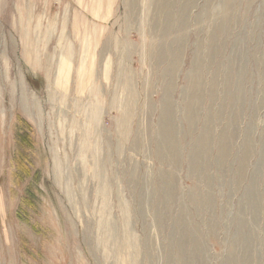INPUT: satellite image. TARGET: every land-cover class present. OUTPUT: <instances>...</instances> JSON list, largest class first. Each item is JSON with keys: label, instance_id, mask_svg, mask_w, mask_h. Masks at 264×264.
<instances>
[{"label": "rangeland", "instance_id": "374dc122", "mask_svg": "<svg viewBox=\"0 0 264 264\" xmlns=\"http://www.w3.org/2000/svg\"><path fill=\"white\" fill-rule=\"evenodd\" d=\"M0 5V51L10 58V80L0 64V264H264V0H0ZM18 6L25 18L28 10L37 11L32 31L40 25L33 35L43 41L40 54L47 53L35 68L25 59ZM164 29L170 32L165 40ZM68 44L75 54L69 99L81 96L79 66L91 44L88 64L94 62L95 69L87 87L96 79L104 89L106 51L113 57L119 95L118 66L124 68L121 76H131L134 114L127 143L118 110L104 114L115 146L112 166L103 169L108 186L91 181L89 166V186L83 192L75 185L73 201L64 182L55 180L51 149L59 137L61 156L73 152L71 132L64 145L58 125L50 132L47 101ZM22 82L47 110L43 130L23 107ZM62 91L57 87V96ZM88 94L85 90L84 104ZM103 142L97 157L106 161ZM71 157L62 168L65 178L83 162L77 152ZM124 161L133 180L128 189L121 177ZM105 199L109 215L101 210Z\"/></svg>", "mask_w": 264, "mask_h": 264}, {"label": "bare ground", "instance_id": "6f19581e", "mask_svg": "<svg viewBox=\"0 0 264 264\" xmlns=\"http://www.w3.org/2000/svg\"><path fill=\"white\" fill-rule=\"evenodd\" d=\"M169 2H171V1H169ZM150 4H151V1H150ZM164 5L166 6V4H162V6H164ZM158 7H159V5H158ZM168 7H169V5H168ZM16 8H17V6H16ZM18 8H19V15H20L19 24H20V27H22L21 28L22 35L25 38L24 44H23L24 45V51H25V59L27 60L26 61L27 63L31 64V66H34V68H35V67H38L41 65L40 64V62H42V59H41L42 56L41 55L43 54L46 57V53H47V52L45 53V51H43V53L40 54L38 44L40 41L41 42H43V41L41 39H35L34 38L35 36L33 35L34 32L37 33L36 30L40 25L39 24L37 26L35 25L36 27L32 31L33 18L36 16L37 11H34V15H33L32 12L30 10H28L27 16L25 18L24 14H23L24 9L22 11V9H20V6H18ZM163 11H164V9H163ZM129 15H130V13H129ZM155 17H156V15L153 18H155ZM42 18H43V16H42ZM143 20L145 21V19H143ZM170 20H172V19H170ZM26 22H27V24H25ZM169 22H171V21H169ZM144 24H142L141 32H143L142 30L144 29L143 28ZM160 26H162V25H160ZM167 26H169V25H167ZM156 27H158V26H156ZM154 30H155V25L153 26L152 24H150L148 33L153 35L154 44H155L156 43L155 42V36L156 35H154V34H156V33H154ZM169 33L170 32L167 31V29H164L163 33H161L165 37L164 40L166 39V37L168 35H170ZM31 35L33 36V38L35 40L32 39ZM143 35L145 36V32H143ZM162 39H163V36H162ZM90 47H91V44H90V46L88 45L87 48L86 47L84 48V52H83L84 54H83L82 61L80 62V66H79V73H80V82L79 83L80 84H79L78 91H80V93H81L80 97L72 98V100H71V99H69L68 91H66V88H67V85L69 82V78H70L69 69L72 68V64L74 62L73 57L75 56V54H73L74 48H73L72 44H68L65 48H63V50H61L62 51V53H61L62 59L60 62V66L58 68L56 83H53V82L50 83L49 82V86H48L49 95H48L47 101L49 102V105H51V108H50L51 110L48 113V119H49L48 120V127L50 129V132L54 131L52 128V127H54V125H56V126L58 125L60 127L59 128L60 132L58 131L59 135L62 136L61 141H63V140L65 141L67 131L71 132L70 139L72 140L71 141V147H72L73 152L65 151L64 156L63 157L61 156L60 150H58L59 148H56V144H59V142H60L59 137L57 139L52 138L53 139L52 140L53 145L51 148L52 152H53V172H55V175H56L55 180L59 183L64 182L65 191L68 195V198L71 201H73V196H74V192H75V188H76L75 185L80 186V189L83 192L87 190V186H89V182H88L89 171L87 170V168L89 166L91 167V168H89L91 170L90 171L91 181L92 182H98L97 185L102 184L104 186H108L107 177H105L103 169H104L105 164H106V167H107V165L112 166V164H113L112 163V158H113L112 156H113V150H114L115 146H113V137L111 135V131L108 128V126H106V124H105V121H108L109 117L105 118L104 114L110 110H112V111L115 109L118 110L119 119L117 122H119L118 123L119 129H120V132L123 136L124 143H127V140L129 139L128 137H129V133H130V129H131L130 124H131L132 118H134V116H133L134 114L132 112V107H131L132 106L131 105V99L132 98L130 99V95H129V87H130V82H131L130 77L131 76L128 75L129 72L124 74V76H121V72L124 70V68L122 65L118 66V67L121 66L117 71V73L119 74L118 83L121 82V84H119L120 86L118 85V88L120 89L119 90L120 95H119V93L117 92L118 90H117L116 86H115V90H114V82L112 80V78H114L115 75H114V71H113L114 70L113 69L114 68L113 57L111 56V54H109L105 51L106 53L104 52L102 55L101 68L103 70L102 74H103L104 79H105L104 89L102 90V86L101 87L99 86L98 81L95 78H94L95 80L93 81V84H91L92 86L90 88L87 87L88 83L90 84V82L92 81V78H93L92 75L94 74L93 70L95 69L94 62H92L90 60L91 66L88 64V57H89V53L91 51ZM150 47H151V45H150ZM0 48L2 49V43L1 42H0ZM43 48L45 49L46 45ZM0 64H3V66L5 68L4 70H5L6 79L10 80V78H9L10 58H9V55L7 54V51L4 49L0 51ZM121 64H122V61H121ZM48 71H49V73L51 72L50 69ZM101 84H103V83H101ZM56 85H57L58 89L64 90V91H62V93H60L61 94L60 96H57L58 92H57ZM11 86H12V88H15L13 83L11 84ZM18 87H19V90L21 92V97H22L21 100L23 102L24 109L27 110L29 114L36 117L38 122L41 124L40 125L41 130H43V127H44L43 122L45 119L44 113L47 110L45 111V108L40 103V101H38L34 95H32L28 92L24 83L20 84ZM85 90L89 91L88 102L86 101L87 102L86 104H84L85 100L83 99V97L85 98V96H84ZM67 93H68V95H67ZM118 95H119V97H118ZM31 105H32V107H34V111L31 110V108H32ZM142 120H143V118H142ZM56 122H59V123L57 124ZM167 123H169V121ZM110 124L113 125L112 123H110ZM173 124H171V125H173ZM174 127H175V125H174ZM68 128H70L71 130H68ZM145 128H147V127H145ZM139 129L142 130V128H139ZM78 130H81L80 135L78 134L79 137L76 136V132ZM143 133H144V131H143ZM174 133H175V131H174ZM144 136L145 135H143L142 137H144ZM102 139H104L103 143H104L105 148H106V150H105L106 153L104 154L106 161L104 159H102L101 157H97L98 155L100 156V154H102ZM140 139H141V137H140ZM123 140H121V141H123ZM141 140H144V139H141ZM64 141H63V145H64ZM130 142H131V140H130ZM119 143H121V142H119ZM129 145H131V144H129ZM142 145L143 144H141V146ZM142 148H143V146H142ZM131 149H132V147H131ZM148 149H147V151H149ZM128 150H129V148H128ZM132 151H133V149H132ZM136 151H137V149H136ZM142 151H144V150L142 149ZM75 152L78 153L79 157L83 158V160H82L83 162H81V165L76 164V163L73 166L70 165V166H72V169L68 168V169H70V175H68V173H67L68 176H67V178H65L63 175L64 172L62 173V168L64 166V162H68L67 164H69V162H70L69 160H71V158H72L71 157L72 153H75ZM120 152H121V150H120ZM87 154H89V156L87 157V160H86L85 157ZM90 158H91V160H89ZM120 158H123V157H120ZM120 163H121V161H120ZM126 164H127L126 161H124V163L122 162L123 170L121 169V171H123V176L121 175V177H122L124 189H128L129 184L133 181L132 178H130V179L127 178V174H129L128 173L129 171L128 172L126 171V170H128L126 168ZM107 174H108V172H107ZM75 178H77V180ZM124 179H125V181H124ZM74 180H75V182H73ZM109 181H110V179H109ZM101 187L102 186H98V189H100ZM72 206L75 209V205L72 204ZM101 210L103 211V213H106L107 215L110 214V212H109L110 204L106 199L103 200V202H102ZM88 228L89 227L87 226V229ZM101 230H102V227L98 226V232H97L98 237L101 235ZM102 235H103V232H102ZM127 235H130V231H127ZM105 253H106L105 256L111 255L110 251L108 250V248H106V246H105Z\"/></svg>", "mask_w": 264, "mask_h": 264}]
</instances>
